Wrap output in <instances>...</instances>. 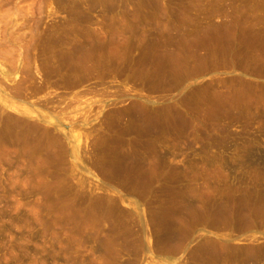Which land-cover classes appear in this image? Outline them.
<instances>
[{"label":"rangeland","instance_id":"374dc122","mask_svg":"<svg viewBox=\"0 0 264 264\" xmlns=\"http://www.w3.org/2000/svg\"><path fill=\"white\" fill-rule=\"evenodd\" d=\"M179 3L229 17L239 60L187 91L182 127L234 130L224 144L256 147L240 161L264 164L253 156L264 151V0H0V264H264V167L182 169L168 186L108 184L94 166L140 173L163 159L125 150L142 144L129 112L117 135L89 123L106 108L94 102L141 101L142 80L158 75L78 68L115 66L131 54L125 36L158 31L159 12ZM219 155L193 157L228 163Z\"/></svg>","mask_w":264,"mask_h":264},{"label":"crops","instance_id":"0c3cea01","mask_svg":"<svg viewBox=\"0 0 264 264\" xmlns=\"http://www.w3.org/2000/svg\"><path fill=\"white\" fill-rule=\"evenodd\" d=\"M179 4L175 7L163 8L159 12L158 31L125 36L132 41V43L124 44L131 54L124 59H118V64L115 66L108 67L101 64L91 68H78L80 71L101 73L125 72L158 75V79L142 80L140 89L148 93V96L141 101L126 102L120 106L110 104L111 101L109 102L108 99L93 103V106H106L98 114V119L89 121L95 124L90 125L95 131L94 136L119 134L118 131L121 130L123 124L127 123V120L120 119L118 112H129L132 118L127 129L134 131L132 135L141 136L142 144L130 145L125 150L157 152L163 158L150 162L146 167L142 164L144 166L141 167L140 173L138 167L137 170L134 169L133 162L126 163L121 170L113 162L96 163L95 169L105 183L134 185L137 182L135 178L141 177L142 183L176 186V184H181L182 169L264 167V164H248L240 161L249 157L246 153L251 152L250 148L256 149V147L224 144L232 140L231 136H237L238 132L234 130H198L182 127L183 118L192 120V110L184 107L189 104L185 96L187 91L199 85L200 80L201 83L205 82L209 74L228 71L231 64H229L231 49L233 47L237 49L238 45L231 43L229 17L215 19L209 15L212 10L205 4L200 3L195 6ZM236 61L238 64L239 60ZM52 115L56 116L54 113ZM134 116H137V119ZM72 123L74 122L65 127L70 131L69 136H72V131L75 130V123ZM114 149L116 147L109 144L98 145L100 151ZM260 152L253 156L263 158L264 156L260 155H263L264 151ZM214 153H221L219 156L226 157L228 163L198 162L193 157L200 154V158L211 159ZM183 155H185V160L182 159ZM176 198L180 196H176L175 193L170 196V199L175 200Z\"/></svg>","mask_w":264,"mask_h":264},{"label":"bare ground","instance_id":"6f19581e","mask_svg":"<svg viewBox=\"0 0 264 264\" xmlns=\"http://www.w3.org/2000/svg\"><path fill=\"white\" fill-rule=\"evenodd\" d=\"M41 13H42V12H41ZM43 13H44V12H43ZM41 18H42V17H41ZM254 26H256V25H254ZM260 27H261V26H260ZM254 29H255V28H254ZM261 29H262V27H261ZM61 37H62V36H61ZM55 38H56V37H55ZM57 38H58V37H57ZM58 39H59V38H58ZM60 39H61V38H60ZM60 39H59V41H62V40H63V38H62V40H60ZM92 41H93L92 43H94V40H92ZM59 43H61V42H59ZM59 43H57V45H58ZM63 43H64V41L62 42V44H63ZM63 46H65V45L63 44ZM59 47H60V45H59ZM91 47H92V46H91ZM262 48H263V47H262ZM242 53H243V52H242ZM258 53H259V52H258ZM261 53H263V52L261 51ZM234 55H236V54L234 53ZM234 55H231V57H230V58H231V59H230V62H229V60H228L227 63L229 62V64L231 63L230 65H234V66H235V64L237 63L236 60H237L238 58H236ZM247 55H248V54H247ZM65 56H66V55H65ZM227 57H228V56H227ZM238 57H239V56H238ZM245 57H246V56H245ZM259 57H260V56H259ZM261 57H262V56H261ZM263 57H264V56H263ZM263 57H262V58H263ZM246 59H247V58H246ZM259 59H260V61H262L261 58H259ZM64 60H65V59H64ZM248 60H250V59H248ZM248 60H247V62H249ZM235 61H236V62H235ZM227 63H226V64H227ZM251 63H252V62H251ZM252 64H253V63H252ZM263 64H264V63H262V65H263ZM260 65H261V64H260ZM242 66H243V65H242ZM202 218H203V217H202ZM203 219H204V218H203Z\"/></svg>","mask_w":264,"mask_h":264}]
</instances>
